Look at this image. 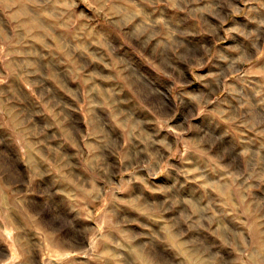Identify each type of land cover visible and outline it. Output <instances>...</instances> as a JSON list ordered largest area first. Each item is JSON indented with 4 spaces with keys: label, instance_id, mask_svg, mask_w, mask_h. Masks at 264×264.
I'll list each match as a JSON object with an SVG mask.
<instances>
[{
    "label": "rangeland",
    "instance_id": "374dc122",
    "mask_svg": "<svg viewBox=\"0 0 264 264\" xmlns=\"http://www.w3.org/2000/svg\"><path fill=\"white\" fill-rule=\"evenodd\" d=\"M0 264H264V0H0Z\"/></svg>",
    "mask_w": 264,
    "mask_h": 264
}]
</instances>
